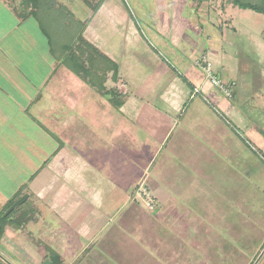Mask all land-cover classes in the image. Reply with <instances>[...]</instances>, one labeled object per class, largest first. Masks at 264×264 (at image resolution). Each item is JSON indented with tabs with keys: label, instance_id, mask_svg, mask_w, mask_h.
<instances>
[{
	"label": "crops",
	"instance_id": "obj_1",
	"mask_svg": "<svg viewBox=\"0 0 264 264\" xmlns=\"http://www.w3.org/2000/svg\"><path fill=\"white\" fill-rule=\"evenodd\" d=\"M136 3L139 18L126 0H37L27 9L0 0V208L28 195L20 208L36 216L24 227L48 221L72 230L67 237L83 250L139 212L142 184L159 199L151 212L173 215L177 204L216 193L206 167L219 176L240 165L227 138L233 130L218 125L205 98L243 119L244 103L264 120V88L252 94L236 74L241 38L253 34L239 21L244 9L232 0ZM203 59L230 94L210 83L197 65ZM246 131L264 151V128L248 122ZM151 171L169 185L151 186ZM244 173L264 192V170ZM236 199L228 197V207ZM229 215L221 224L236 229ZM10 227L0 246H15ZM124 242L130 248L117 241L120 249L94 263L137 264L131 247L138 244ZM52 246L50 257L37 261L59 255L65 264Z\"/></svg>",
	"mask_w": 264,
	"mask_h": 264
},
{
	"label": "rangeland",
	"instance_id": "obj_2",
	"mask_svg": "<svg viewBox=\"0 0 264 264\" xmlns=\"http://www.w3.org/2000/svg\"><path fill=\"white\" fill-rule=\"evenodd\" d=\"M8 1L16 7L25 9L31 6L28 0ZM242 1L264 4V0ZM126 3L131 14L138 17L141 10L136 0H126ZM241 14L239 21L253 34L251 37L241 38L242 44L236 51L239 58L236 74L253 94L264 88V42L261 38L264 15L252 10H241ZM198 100L199 96L195 103H199ZM205 100L221 121L219 123L216 121L218 125L221 127L225 125L233 130L234 136L227 130V138L234 144L236 158L238 154L242 156L240 165L226 166L224 173L220 171L223 176L217 175L219 171L215 166L206 167L210 174V189L216 192L213 196L203 198L204 201L202 198L201 200L191 198L188 207H180L177 204L178 211L173 215L168 214V211L166 214L157 211L156 214L151 211L159 208V199L147 188L154 196L153 207H148L140 198L136 199L138 206L136 209L139 212L125 214L119 221L118 228L111 230L106 237L103 236L104 240L98 246L83 250V246L79 248L74 241H70L72 237H67L68 232L73 233L72 230L57 231L52 227L56 224L45 221L39 226H34L37 223H31L19 231L10 227L13 228L12 235L16 237L15 246L13 248L8 244L0 246V254L11 264H40L41 262L37 260L50 257L53 253L50 248L53 243L52 247L65 257V264H96L94 263L98 258L96 256L103 257L108 250L111 252V249H120L117 247V241L130 248L124 242L126 239L138 244L137 251L131 247L132 253L140 257L137 264H254L264 250V192L251 183L244 172L251 171L252 176L256 173L257 177L261 175L264 170V151L250 140L246 126L250 122L264 128V117L260 118L263 121L259 122L257 117L261 114L257 116V110L241 103L238 109L244 114V119L240 116L236 118L215 106L209 99ZM195 103L191 108L193 110ZM252 176L250 175L251 178ZM150 177V184L153 187H156L157 183L165 187L170 183L168 179L156 180L154 171H151ZM222 194L238 198L235 200L236 205L228 207V201L226 204L228 197L223 200ZM167 207L168 204L165 209ZM9 209L0 208L1 216H6ZM229 213L235 214L236 229H230L228 223L224 224L225 226L221 224L222 219L230 216ZM5 234L6 232L1 240L7 238ZM18 237L26 238L28 241H22ZM0 261L4 263L1 259ZM101 264H113V260L106 258ZM259 264H264V256Z\"/></svg>",
	"mask_w": 264,
	"mask_h": 264
},
{
	"label": "trees",
	"instance_id": "obj_3",
	"mask_svg": "<svg viewBox=\"0 0 264 264\" xmlns=\"http://www.w3.org/2000/svg\"><path fill=\"white\" fill-rule=\"evenodd\" d=\"M235 6L240 7L244 10H252L260 14H264V4H250L243 3L241 0H232ZM29 4H32L34 7L37 6V0H28ZM84 39L81 38L80 42L84 45ZM16 200H12L7 206L6 209L10 208ZM36 216V212L34 210L23 211L21 208L19 210H14L7 216L0 215V223L2 225V229H4L8 225H12L17 229L23 228L25 225L29 224ZM3 231V230H2ZM2 235V233H1ZM51 264H62V259L59 255H54L50 258ZM1 262V261H0Z\"/></svg>",
	"mask_w": 264,
	"mask_h": 264
},
{
	"label": "built area",
	"instance_id": "obj_4",
	"mask_svg": "<svg viewBox=\"0 0 264 264\" xmlns=\"http://www.w3.org/2000/svg\"><path fill=\"white\" fill-rule=\"evenodd\" d=\"M197 65H199L202 68V70L205 72L207 79L210 81V83L213 86L221 89L223 92H225L227 94H230L229 88L213 72V66L210 62L203 59L201 61H198ZM196 93H199V91L196 90ZM138 196H139L140 200L145 202L148 207H150V208L153 207V205L155 203L154 196H152V194L148 191L147 187L144 184H142L141 187L139 188Z\"/></svg>",
	"mask_w": 264,
	"mask_h": 264
},
{
	"label": "water",
	"instance_id": "obj_5",
	"mask_svg": "<svg viewBox=\"0 0 264 264\" xmlns=\"http://www.w3.org/2000/svg\"><path fill=\"white\" fill-rule=\"evenodd\" d=\"M28 199V195H24L22 198H20L19 200H17L11 207L10 209L8 210V212L6 213V216L9 215L10 213H12L14 210H17L19 209ZM1 232H2V225L0 223V238L2 237L1 235ZM264 255V250L263 252L260 254V256L258 257L257 261L254 263V264H258L259 261L261 260V258L263 257ZM0 259L6 263V264H11L3 255L0 254ZM43 264H51L50 261H45Z\"/></svg>",
	"mask_w": 264,
	"mask_h": 264
}]
</instances>
